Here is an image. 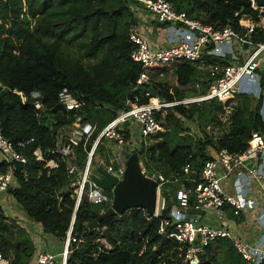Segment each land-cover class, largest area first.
<instances>
[{
	"label": "trees",
	"instance_id": "1",
	"mask_svg": "<svg viewBox=\"0 0 264 264\" xmlns=\"http://www.w3.org/2000/svg\"><path fill=\"white\" fill-rule=\"evenodd\" d=\"M168 1L176 11L204 24L214 28L230 25L236 30L241 15L257 20L259 8H264V0H253L257 9L251 0ZM138 9L133 0H0V126L4 137L26 158L24 164L11 163L15 185L7 194L46 234L61 241L71 229V237L78 241L72 244L66 264H187L180 245L157 231L179 183L161 187L165 200L161 217L132 208L89 226L110 204H92L83 196L75 210L76 199L65 164L59 161L56 168L45 167L47 159L54 156L51 151L57 133L73 122L75 112L95 126L85 149L82 142L74 147L75 160L83 165L98 133L120 109L129 108L127 102L145 104L151 98L134 91L133 84L143 68L131 58L134 46L128 31L138 19L148 25L150 35L154 28L164 31L166 24L149 20ZM250 38L254 43L263 42L264 31L255 29ZM76 44L78 49L74 50ZM229 57L226 54L223 63ZM148 71L151 77L159 72L175 76V87L170 89L166 84L158 90L156 97L164 102L204 94L210 83L206 73L181 60L160 63ZM261 75L257 91L264 89V72ZM63 88L84 100L81 110L62 108L58 94ZM35 92L39 96L34 97ZM236 96L227 104L226 127L217 137L206 130L220 123L225 110L216 99L155 111L163 131L140 143L138 153L145 168L168 175L189 164L192 177L198 179L202 165L211 158L210 148L242 152L251 131L264 130L260 113L263 97L246 91ZM187 122L197 125L200 136L190 134ZM129 138L127 131L124 139ZM103 148L99 144L97 151ZM36 149L42 152V161L36 160ZM8 167V163L0 162V172ZM35 250L27 229L0 206V252L10 264H30ZM198 257L199 264H248L233 241L225 237L208 243Z\"/></svg>",
	"mask_w": 264,
	"mask_h": 264
},
{
	"label": "built area",
	"instance_id": "2",
	"mask_svg": "<svg viewBox=\"0 0 264 264\" xmlns=\"http://www.w3.org/2000/svg\"><path fill=\"white\" fill-rule=\"evenodd\" d=\"M133 1L144 7L149 20L166 24L167 37L165 44L152 45L143 33L140 23L130 25L128 39L134 46L131 58L143 68L135 79L133 88L139 86L156 87L157 90L164 88L167 74L159 72L156 77H151L148 69L160 63L177 60L189 63L201 73H206L210 83L206 93L179 101L164 102L159 97H151L145 104L127 102L129 108L120 109L98 133L87 151L83 165L75 160L74 147L82 142L85 149V143L95 126L85 121L84 115L75 112L73 122L57 133L55 149L51 151L54 156L47 159L45 167L56 168L59 161L65 164L76 205L83 196L92 204H110L111 197L106 191L95 186L89 176L98 167H104L117 179L123 175L125 163L118 165L113 159L92 166V157L98 145L103 144V140L110 139L119 145L130 142L134 144L131 148H134L147 136L163 131V126L154 116L155 111L160 112L164 107L176 104L187 105L213 99L226 106L235 100L241 87L258 88L261 73L264 72V41L254 43L250 38L255 29L264 31V15L259 13L257 20L251 16L241 15L238 20V30L230 25L214 28L189 17L183 11H176L168 0ZM251 5L257 9L253 0ZM259 10L264 12L263 7ZM226 54L230 57L223 63ZM210 56H216L218 59L212 60ZM260 91L263 97L260 113L264 120V89ZM32 95L39 96L36 92ZM153 98L156 102L152 101ZM22 99L25 100L24 97ZM58 102L66 111H79L85 104L83 99L67 88L59 92ZM35 106L39 108L40 104L35 103ZM127 131L130 138L125 141ZM210 149L211 158L202 165L198 179L192 177L193 171L189 164L166 175L161 170L149 171L143 163H139L140 171L152 172V178L155 176L154 180L157 182V210L153 217H161V212L165 208V200L160 194L161 187L166 183H179L172 204L166 215L160 218L157 231L160 235L173 238L180 245V249L184 251L183 261L187 264H199L198 256L202 249L215 239L224 237L233 241L235 248L248 264H264V248L253 247L234 238L229 229L213 224L207 217L209 211L222 215L225 206L230 207L235 215L256 206V202L250 199L248 194L251 181L255 178H264V130H252L246 148L240 153L229 152L225 148L213 149V151ZM33 154L36 160H43L40 149H36ZM253 161H257V165L246 167L247 163ZM0 162L9 164L6 172H0L1 200L7 194V190L15 185L11 163H26V158L4 137L1 126ZM187 181L191 184L186 185ZM22 220L26 223L30 222L26 218ZM41 231L51 244V248L38 247L33 264H66L72 244L78 241L71 237V229L56 247L53 245L58 239L43 232L42 228ZM0 264H10L9 259L2 252H0Z\"/></svg>",
	"mask_w": 264,
	"mask_h": 264
},
{
	"label": "crops",
	"instance_id": "3",
	"mask_svg": "<svg viewBox=\"0 0 264 264\" xmlns=\"http://www.w3.org/2000/svg\"><path fill=\"white\" fill-rule=\"evenodd\" d=\"M143 12L146 13L145 11ZM143 12L142 15H144ZM136 23L138 25L140 23L143 33L147 36L152 45H162L166 43L167 37L165 30L158 31L154 28L152 35H150L148 34L149 30L147 24L139 21V19ZM153 100L156 99L154 98ZM255 165H257V161L247 163L246 167ZM248 196L256 202L254 208L245 209L239 215H235L230 207L227 206V209H225V206L222 215L214 211H209L207 217L213 224L229 229L234 238L236 237L250 246L264 248V225L261 224L264 223V213H262V211H264V178H255L251 181ZM0 206L10 218L17 219L18 223L27 229L36 249L40 246L51 248V244L45 239V234L42 233L39 224L32 221L26 223L22 220L23 218L27 219V217L12 197L6 194L0 200ZM58 242L59 240L53 246H58ZM33 263L34 257L30 264Z\"/></svg>",
	"mask_w": 264,
	"mask_h": 264
},
{
	"label": "water",
	"instance_id": "4",
	"mask_svg": "<svg viewBox=\"0 0 264 264\" xmlns=\"http://www.w3.org/2000/svg\"><path fill=\"white\" fill-rule=\"evenodd\" d=\"M260 15H264L261 11ZM143 92L150 97H156L158 90L151 86H139L134 89ZM139 149V148H138ZM90 179L94 185L111 193L109 207L89 226H96L101 220L113 216L121 215L124 211L132 208H141L149 216H154L157 210V182L152 178V172L142 173L139 167L138 150H131L125 162V169L120 179L108 173L104 167H98L90 173ZM77 205L75 207V210ZM74 216L71 221V226Z\"/></svg>",
	"mask_w": 264,
	"mask_h": 264
},
{
	"label": "rangeland",
	"instance_id": "5",
	"mask_svg": "<svg viewBox=\"0 0 264 264\" xmlns=\"http://www.w3.org/2000/svg\"><path fill=\"white\" fill-rule=\"evenodd\" d=\"M137 6L139 7V9L142 12L145 11L143 6H141L139 4H137ZM73 48H74V50H77L78 44H76ZM164 82L169 86L170 89L176 86V78L171 73L167 74V77L164 80ZM190 87L193 88V86H190ZM195 87H197V86H195ZM239 91H246L249 94H252L253 96L260 95V91L259 90L257 91V89H255V88L249 89V88L243 86L240 88ZM227 112H228V105L225 106V110L220 115V118H219L220 123H214L213 125H209L206 127V130L208 131V133L217 137L218 135L221 134L222 131L225 130L226 122H227V118H228ZM186 124L191 129L190 134L193 137L200 136L199 128L197 127L196 124H192V122H187ZM135 139L137 140V138H134V140ZM102 145L104 146L103 150L100 152L96 151L95 155L92 157V166L93 167H95V164H97V163L103 164V163H105V161L110 160V159H113L115 164L120 165V164L126 162V159L130 154L129 151L131 149L138 150V148H139V150H140V142H138L134 148H131V146L132 145L134 146V144H132L130 142H126V143L119 145L118 143H116L113 140L105 139V140H103ZM210 150L213 151V149H210ZM138 157H139V163L142 164L141 157H140L139 153H138ZM107 194H108V196L111 197L110 192H107Z\"/></svg>",
	"mask_w": 264,
	"mask_h": 264
},
{
	"label": "bare ground",
	"instance_id": "6",
	"mask_svg": "<svg viewBox=\"0 0 264 264\" xmlns=\"http://www.w3.org/2000/svg\"><path fill=\"white\" fill-rule=\"evenodd\" d=\"M154 99V98H153ZM153 102H156V100H152ZM263 111H264V108H263Z\"/></svg>",
	"mask_w": 264,
	"mask_h": 264
}]
</instances>
